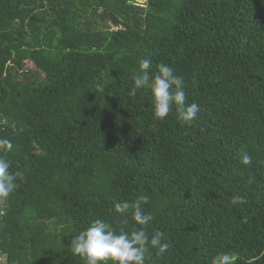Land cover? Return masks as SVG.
Listing matches in <instances>:
<instances>
[{
  "label": "trees",
  "instance_id": "obj_1",
  "mask_svg": "<svg viewBox=\"0 0 264 264\" xmlns=\"http://www.w3.org/2000/svg\"><path fill=\"white\" fill-rule=\"evenodd\" d=\"M145 58L184 78L195 120L131 94ZM0 139L22 173L4 264H85L72 237L136 228L114 205L142 195L169 245L146 264H264V0H0Z\"/></svg>",
  "mask_w": 264,
  "mask_h": 264
},
{
  "label": "clouds",
  "instance_id": "obj_2",
  "mask_svg": "<svg viewBox=\"0 0 264 264\" xmlns=\"http://www.w3.org/2000/svg\"><path fill=\"white\" fill-rule=\"evenodd\" d=\"M140 73L134 79L132 95L141 88L150 89L153 97L154 115L163 120L170 112L175 110L180 120L191 123L200 112L197 103H187L185 93V81L182 76L175 73L172 66L166 63L155 65V71L150 59H141L139 63ZM0 146L11 151L13 144L8 139H0ZM245 165L251 162L248 155L241 158ZM12 165L8 159L0 157V200H6L18 187V179L22 178L19 171H10ZM146 195L139 196L137 200L115 203V212L125 217L131 210V218L137 225L132 230H117L101 219L92 221L86 228L71 239V252L81 257L85 264H146V254L150 247H156L159 253L167 251L169 245L164 240L163 233L157 232L149 236L145 230L153 216L146 213L142 204L147 201ZM232 202H241L240 197H233ZM211 264H235V256L230 252L216 254Z\"/></svg>",
  "mask_w": 264,
  "mask_h": 264
},
{
  "label": "rangeland",
  "instance_id": "obj_3",
  "mask_svg": "<svg viewBox=\"0 0 264 264\" xmlns=\"http://www.w3.org/2000/svg\"><path fill=\"white\" fill-rule=\"evenodd\" d=\"M133 1L136 2V4L146 5L148 0H133Z\"/></svg>",
  "mask_w": 264,
  "mask_h": 264
},
{
  "label": "built area",
  "instance_id": "obj_4",
  "mask_svg": "<svg viewBox=\"0 0 264 264\" xmlns=\"http://www.w3.org/2000/svg\"><path fill=\"white\" fill-rule=\"evenodd\" d=\"M6 261V257L4 254H0V264H4Z\"/></svg>",
  "mask_w": 264,
  "mask_h": 264
}]
</instances>
